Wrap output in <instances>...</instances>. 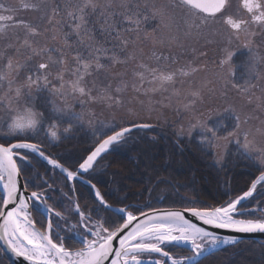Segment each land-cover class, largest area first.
<instances>
[{
  "label": "snow or ice",
  "instance_id": "obj_1",
  "mask_svg": "<svg viewBox=\"0 0 264 264\" xmlns=\"http://www.w3.org/2000/svg\"><path fill=\"white\" fill-rule=\"evenodd\" d=\"M22 11L39 14L40 23L21 18ZM149 20L154 21L151 32L141 28ZM206 36L224 42L213 73L219 94L227 98L234 90L249 105L264 109V75L258 71L264 52L255 47L256 37L264 39V0H166L159 5L154 0H20L18 6L0 2V127L7 128L0 136V252L16 258L12 264H204L237 244L234 236L217 230L264 234V203H245L264 191V123L243 128L250 118L242 120L233 107L224 109L227 122L209 123L197 115L189 124L190 132L199 129L197 147L206 155H214L219 141L234 143L254 173L246 190L219 206L146 212L113 202L103 190L107 185L93 181L103 154L127 144L134 130L152 127L127 119L131 110L121 117L123 123L113 122L105 130L101 122L93 129L97 144L76 167L45 151L46 144L58 146L69 133L83 131L85 120L91 125L96 114L90 106L125 111L129 92L145 97L169 93L170 103L175 98L185 111L195 113L206 85L197 87L193 81L205 68L196 61L181 64L157 54L155 46L183 47L182 41ZM145 41L153 45L147 59ZM233 45L249 53L243 84L236 78ZM118 67L123 71H114ZM33 156L59 169L73 192L75 182L85 178L94 208L74 201L71 211H60L48 202L47 182L31 190L21 178ZM37 215L46 225L34 218ZM69 216L77 218L75 224H69ZM73 233L80 244L75 249L68 244ZM178 247L183 254L173 250Z\"/></svg>",
  "mask_w": 264,
  "mask_h": 264
},
{
  "label": "trees",
  "instance_id": "obj_2",
  "mask_svg": "<svg viewBox=\"0 0 264 264\" xmlns=\"http://www.w3.org/2000/svg\"><path fill=\"white\" fill-rule=\"evenodd\" d=\"M7 1L0 0L6 4L9 2ZM17 1L12 5L18 6ZM149 27L148 21L141 24V28L145 31H148ZM262 42L261 37H256L255 47L261 51L264 50ZM3 46L4 42L0 40V49H3ZM142 47L146 53L145 59H147V56L151 55L153 45L150 41H145ZM155 49L157 54H162L157 46ZM233 49L242 52L248 51L243 46L236 47V45ZM170 50L166 51L165 49L164 51L172 56ZM114 71L122 72L123 69L118 67ZM208 91H210V95L212 94L208 96V99L212 101L218 100L220 97L224 98L220 94H214L212 89H208ZM160 96L158 94L145 97L129 92L125 97L126 110L115 113L103 106L100 111L98 110L99 105H93L96 115L99 116L100 113L106 115L103 120L123 123L121 117L126 115L127 110H131L133 115L127 116V119L143 121L152 125L149 129L134 131L127 144L115 148L103 156L98 162L95 173L92 174L93 181L98 179L100 184L107 185L103 190L107 192L113 202L123 201L144 211L157 208L181 209L193 206H219L225 200L246 190L254 173L250 168L245 167V164L233 165L231 160L229 163L231 170L228 168L224 172L222 169H218L217 172L210 171L206 166L204 156L196 146L191 142H183L179 137L181 136L178 134L180 132L186 136L195 131H189V124L194 122L195 116L199 115L203 119H208L212 114L213 105L210 104V106L203 101V107L200 104V112L190 113L189 116L178 114L174 110L170 111L168 113H173V116L170 117L171 120L166 118L167 121L161 125V122H157V113L154 112L153 104V97L160 98ZM229 97L231 98L230 94L227 99ZM71 102L76 103L75 101ZM180 115L186 117V122H176ZM92 128L94 126L88 123L84 124L85 131L92 130ZM66 139H63L54 148H51V144H46L45 151L46 154L59 158L69 167H76L78 161L86 157L96 145L91 139L85 138L84 132L68 135ZM233 166H235L234 169ZM23 178L31 190L42 188L44 185L42 178L47 180L51 185L50 188L45 189L48 192L49 200L60 211H71L69 200L74 194L82 208L93 209L95 206L89 186L76 181L73 192L64 176L36 156L32 157L30 164L24 166ZM257 200L264 203V191L258 190L255 199L246 201V204L254 206ZM34 218L46 225L42 215L34 216ZM69 218L72 221L77 219L75 216H69ZM37 226L40 227V223ZM68 236V244L73 249L80 247V244L71 235L68 234ZM173 250L183 254L181 248ZM0 264H10L2 252H0ZM204 264H264V242L249 240L228 246L210 257Z\"/></svg>",
  "mask_w": 264,
  "mask_h": 264
},
{
  "label": "rangeland",
  "instance_id": "obj_3",
  "mask_svg": "<svg viewBox=\"0 0 264 264\" xmlns=\"http://www.w3.org/2000/svg\"><path fill=\"white\" fill-rule=\"evenodd\" d=\"M8 1H7L8 2L7 4L12 5V4H15L17 0H8ZM19 2L20 0L17 1V3ZM48 2L52 3L53 0H48ZM154 2L159 5V4L165 3L166 0H154ZM18 15L21 18L30 20L33 23H40L38 19L39 14L37 13L22 11ZM148 22L150 24L148 31L151 32L153 25H154V21L149 20ZM145 25L147 24L145 23ZM262 41L263 42L261 43V45L263 46L262 48L264 49V39H262ZM182 43H183V47H180L177 44H165V45H156V46L161 50L162 54L165 52L164 51L165 49L166 51L171 49L170 53L172 57L179 59L181 64H183L186 61H196L200 63L202 67L205 68L204 71L199 73L194 78L193 82L195 83L197 87H200L202 84L206 85V87H204L203 89V93H204L203 101H205L209 105L210 104L213 105L212 114L207 119L208 122L215 123L221 120H224L225 122H227L226 117L228 116V114L224 112V109L227 107H233L235 111L241 116L242 120L250 118L248 124H242L243 128L260 127L262 123H264V109L257 107L255 104L249 105L247 101L244 100L241 96H239L234 90L229 92V94L231 95V98L229 97L228 99L227 98L221 99L220 97L218 98V100H213V101L211 99H208V96L210 95L209 93L210 91H208V89H212V91L213 89H217L216 91H213V93L219 94L218 86L215 83H213V81H215L216 79L213 73L216 67L215 62L223 56V52L221 51L222 47H224L223 40L219 37L206 36L205 38H201L198 41H193L189 39V40L182 41ZM232 47H235V45H233ZM193 49H195V51H193ZM234 50L236 52V55L233 61L234 66H235V71H236V78L240 84H243L245 80L248 78V70H247L246 64L248 62L249 53L248 51L242 52L238 49H234ZM262 52H264V50ZM203 53H206V55H204ZM164 56H169V53L165 52ZM263 67L264 65H262V70H261V66L258 69V71H260L262 75H264ZM260 83H264V80H261ZM177 87L179 88L181 87V85L177 84ZM183 87L187 89L188 84L186 83ZM158 94L161 96L160 98L153 97V104L156 107V108L154 107V110H155L154 112L157 113V119H158L157 122L158 121L161 122L160 123L161 125L163 124L164 121L165 122L167 121L166 118L168 120H171L170 117L173 116V113H168L170 111L174 110L178 114H185L187 116H189V114L192 113V112L185 111L179 104H177L175 98L170 103L169 100L167 99L169 93H158ZM158 94H155V95H158ZM257 95H260L259 91H257ZM200 104H202V107H203V102ZM200 104L197 105L195 113L200 112V109H201ZM99 106L100 107L98 108V110L101 111L102 105H99ZM90 107L92 110L95 111V107L93 105ZM88 109H89V106L85 105V110H88ZM75 111L77 112L81 111V108L79 107L78 104H77V107L75 108ZM104 116L106 115L102 113H100L99 116L96 115V118L93 119L92 124H91L92 126H94L92 130L90 129L87 131L74 130L72 133H69L68 135L72 136L73 134L77 135V134L84 132L86 139L88 140L91 139V141H94L97 144V137L93 136V129L101 127L102 126L101 122H103V126L105 130L113 126L114 120H110V121L103 120ZM185 118L186 117H182L180 115L179 118H177L176 122L177 123L179 121L186 122ZM86 123H88L87 120H85V124ZM6 131H7L6 126L0 127V136H3ZM178 134L181 135L179 137L181 140H183V142L185 141L191 142L192 145L196 146L197 150L200 151V153L204 156L205 158L204 161H206V166L208 170L210 171L217 172L218 169H222L224 172V170L227 171L228 168H230L231 170V165L229 164L231 160L234 163L233 165L239 164V163L240 164L248 163L246 160L239 158L238 152H237V146L234 143H229L227 141H219L220 147L213 150L214 152L213 156H208L203 151H201L200 148L197 147V141L199 140V129H196L195 131L190 133V135H186V136L181 132ZM190 137L194 139L190 141ZM257 139L258 141L260 140L259 137ZM54 147L55 146L51 145V148H54ZM214 161H219V163H217L215 166H212L214 164ZM221 165H224V166L221 167ZM234 168L235 166H233V169ZM248 168H250V166Z\"/></svg>",
  "mask_w": 264,
  "mask_h": 264
},
{
  "label": "water",
  "instance_id": "obj_4",
  "mask_svg": "<svg viewBox=\"0 0 264 264\" xmlns=\"http://www.w3.org/2000/svg\"><path fill=\"white\" fill-rule=\"evenodd\" d=\"M149 129V128H148ZM136 130H141V129H136ZM134 130V131H136ZM95 148V147H94ZM93 148V150H94ZM107 153L103 154L102 157L104 155H106ZM100 159V158H99ZM44 161V160H43ZM46 162V161H45ZM22 179V178H21ZM158 210H179L180 208H157ZM152 210L146 211V212H151ZM219 232V234L221 235H229V236H234L237 239V243L242 242V241H258V242H264V234L262 233H252V234H236V233H226L223 232L222 230H217ZM231 246V245H229ZM228 247V246H226ZM179 248V247H178ZM7 256V255H6ZM7 258L9 259V261L12 262L16 259L14 257H9L7 256Z\"/></svg>",
  "mask_w": 264,
  "mask_h": 264
},
{
  "label": "bare ground",
  "instance_id": "obj_5",
  "mask_svg": "<svg viewBox=\"0 0 264 264\" xmlns=\"http://www.w3.org/2000/svg\"><path fill=\"white\" fill-rule=\"evenodd\" d=\"M93 150V149H92ZM91 150V151H92ZM38 159H40V160H42L40 157H38V156H36ZM102 158V157H101ZM100 158V159H101ZM99 159V160H100ZM43 161V160H42ZM43 162H45V161H43ZM46 163V162H45ZM47 164V163H46ZM48 165V164H47ZM50 166V165H49ZM51 167V166H50ZM52 168V167H51ZM56 171H58L60 174H61V172H60V170L59 169H55ZM62 176H63V174H61ZM84 179L85 178H81V180H77V181H79V182H81V183H83V184H85V185H87L88 186V184L86 183V182H84ZM42 180V182L43 183H45V182H47V180H45L44 178H42L41 179ZM22 181H25L24 180V178H23V176H22ZM47 184H49L48 182H47ZM68 186L70 187V188H72V185L71 184H69L68 183ZM34 190H37V189H34ZM0 196L2 197L3 196V190H2V188H0ZM77 200V197L75 196V194L73 195V197H72V199L71 200H69V202L71 203V207H72V203L74 202V201H76ZM48 202H49V204H52V205H54L55 206V204H53V202H51L50 200H49V196H48ZM58 210V209H57ZM68 222H69V224H74V223H76L75 221H72V220H70V218H68ZM45 223H46V220H45ZM60 225H61V228H63L64 227V224H63V222H60ZM58 231H60V229H57ZM61 234L63 235L64 233L63 232H61ZM69 237V236H68ZM73 237V239H75L77 242H78V240H79V237L77 236V235H74V236H72ZM3 253V255L7 258V256L5 255V253L4 252H2ZM7 260L9 261V259L7 258ZM9 263L11 264V262L9 261Z\"/></svg>",
  "mask_w": 264,
  "mask_h": 264
},
{
  "label": "flooded vegetation",
  "instance_id": "obj_6",
  "mask_svg": "<svg viewBox=\"0 0 264 264\" xmlns=\"http://www.w3.org/2000/svg\"><path fill=\"white\" fill-rule=\"evenodd\" d=\"M72 208V207H71Z\"/></svg>",
  "mask_w": 264,
  "mask_h": 264
}]
</instances>
